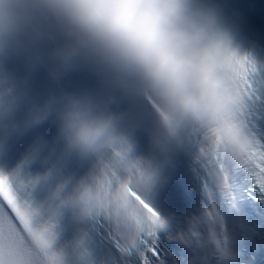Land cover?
Returning <instances> with one entry per match:
<instances>
[{
  "label": "clouds",
  "instance_id": "1",
  "mask_svg": "<svg viewBox=\"0 0 264 264\" xmlns=\"http://www.w3.org/2000/svg\"><path fill=\"white\" fill-rule=\"evenodd\" d=\"M10 56L29 68L46 64L53 79L86 70L99 87L53 91L37 103L28 98L26 82L6 70ZM262 73L264 57L236 39L218 0H0V150L7 136L50 120L62 153L92 161L79 178L58 177L48 188L44 202L67 204V213L75 214L106 194L110 175L126 178L131 142L122 122H150L161 159L134 151L131 159L144 175L160 171L168 151L193 128L212 142L246 139L244 84ZM37 145L8 172L14 184L31 190L57 175L54 164L22 175ZM133 239L128 235L125 244ZM66 256L56 242L38 250L33 264H68Z\"/></svg>",
  "mask_w": 264,
  "mask_h": 264
},
{
  "label": "snow or ice",
  "instance_id": "2",
  "mask_svg": "<svg viewBox=\"0 0 264 264\" xmlns=\"http://www.w3.org/2000/svg\"><path fill=\"white\" fill-rule=\"evenodd\" d=\"M244 89L246 139L212 142L193 128L168 151L169 175L142 174L129 143L126 178L110 175L106 194L75 214L67 204L35 203L31 189L0 169V264H33L38 250L58 241L65 216L73 264H264V73ZM207 235L214 244L202 243Z\"/></svg>",
  "mask_w": 264,
  "mask_h": 264
}]
</instances>
